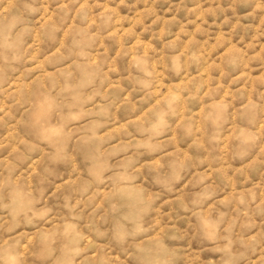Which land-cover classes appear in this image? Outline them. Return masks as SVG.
Segmentation results:
<instances>
[{"label":"rangeland","instance_id":"374dc122","mask_svg":"<svg viewBox=\"0 0 264 264\" xmlns=\"http://www.w3.org/2000/svg\"><path fill=\"white\" fill-rule=\"evenodd\" d=\"M0 264H264V0H0Z\"/></svg>","mask_w":264,"mask_h":264}]
</instances>
